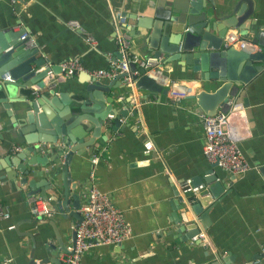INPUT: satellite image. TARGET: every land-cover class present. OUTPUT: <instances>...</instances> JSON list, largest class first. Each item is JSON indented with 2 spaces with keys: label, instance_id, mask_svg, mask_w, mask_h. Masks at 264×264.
Segmentation results:
<instances>
[{
  "label": "crops",
  "instance_id": "obj_1",
  "mask_svg": "<svg viewBox=\"0 0 264 264\" xmlns=\"http://www.w3.org/2000/svg\"><path fill=\"white\" fill-rule=\"evenodd\" d=\"M233 1L236 0H215V3L222 7ZM249 1L254 8L249 33L264 42V0ZM165 2L0 0V27L15 32L25 29L36 42L37 57L47 59L54 70L60 62L73 57H79L86 69L107 68L110 59L121 53L115 12L126 16L121 28L133 38V53L148 56L153 51L144 40L157 13L163 12ZM72 20L96 39L94 45L83 32L69 25ZM162 56L158 75L195 86L200 83L187 78L185 67L179 62L165 63L166 56ZM263 63L256 61L258 65ZM55 73V95L63 96L66 103H52V90L38 89L36 83L20 92L32 89L31 97L49 96L46 106L52 114L47 116L51 126L54 119L59 126L62 123L89 135L97 120L95 104L86 100L84 82L90 75L80 72L71 77L60 70ZM6 76L2 75V80ZM240 93L238 99L243 103L233 97L229 110L234 113L233 128L252 168L244 174H231L216 166L226 188L214 198L205 221L191 210L180 188L183 181L204 175L213 164L204 154L202 110L193 99L185 97L174 103L166 95H149L121 78L104 97L107 105L113 107L130 105L128 117L122 119L119 129L104 132L107 139L99 138L95 145L76 151L66 172L65 156L59 157V146L63 147V143H38L52 146V150L41 154L48 156L50 162L36 166L28 180L40 184L48 179L52 185H61L63 179L68 184L78 181L75 192L80 193L82 203L86 201L89 175L94 168L92 156L100 153L101 160L95 166L97 185L111 195L132 228V235L123 243L93 248L80 264H264V69L250 84L241 87ZM20 103L15 104V114L0 102V203L10 208V217L0 219V264L8 258L9 264L56 263L73 245L78 220L53 208L56 200L52 196H48L49 213L38 220L25 195L27 185L20 182L22 172L7 161L23 151L20 142L27 125L18 120L29 110L26 102ZM81 105L86 108L83 112ZM29 127H32L29 131L35 130L33 125ZM49 129H54V125ZM147 142L153 145L149 151ZM15 146H21V150L14 151ZM27 160L28 157L22 159L24 163ZM178 195L184 201H179ZM192 222L209 237L207 247L189 243Z\"/></svg>",
  "mask_w": 264,
  "mask_h": 264
},
{
  "label": "water",
  "instance_id": "obj_2",
  "mask_svg": "<svg viewBox=\"0 0 264 264\" xmlns=\"http://www.w3.org/2000/svg\"><path fill=\"white\" fill-rule=\"evenodd\" d=\"M253 15L254 8L249 0L228 2L222 7H218L215 0H166L163 12L157 13V18L152 21L151 32L145 38L144 44L153 51V55H165V63L179 62L185 67L183 71L187 78L199 80L200 83L187 98L193 99L207 115H215L220 110H228L233 97L237 98V102L243 103L238 99L241 87L250 84L264 69V63L256 64V61H264V42L261 41V37L249 33ZM121 17L126 18L125 14H121ZM230 30H236L242 38L258 43L263 51L247 52L234 47L224 48L223 40ZM25 32V29L15 32L0 27V102L15 114L17 113L15 104H21L20 102H26V109L29 110L24 118L18 120L27 125L24 128L26 130L24 139L20 142L24 145L23 151L15 157H8L7 161L22 172L20 182L27 185L26 196L40 194L46 199L48 196L54 197L56 205L53 208L75 217L78 226L83 220L80 212L82 205L80 193L75 192L79 186L78 181L68 184L63 179L61 185L58 183L52 185L48 179L40 184L28 180L36 166H46L50 162L48 156L42 157L37 152V144L61 141L63 147L59 146L61 149L59 157L65 156L66 172V167L76 151L95 145L99 138L107 139L104 132L107 129H119L122 119L128 117L130 105L113 107L107 105V99L104 97L117 81L128 74L109 81L106 78L90 77L84 82L86 100L95 104L93 111L97 119L89 135L83 134L80 129L71 130L62 123H59L61 125L59 126L54 119H51L54 129H49L52 127L47 120V116L52 115L46 106L49 96L44 94L39 98L31 97L32 89L20 92L22 88L32 87L35 83L38 89L45 90L48 87L49 69L44 68L37 72L38 68L47 63V59L37 57V48L25 47L27 39L20 38ZM117 57L121 59L122 54L119 53ZM59 70L60 68L56 66L55 71ZM135 70L140 73L139 75L132 73L135 88L146 91L149 95H166L167 87L150 77L145 68L130 63V72ZM5 74L10 75L11 80H2L1 77ZM154 74L158 75V68ZM50 93L53 97L52 103H66L63 96L56 97L54 89ZM103 103H106L105 106ZM85 110L86 108L81 105L80 111ZM109 115L113 116L110 127L106 124ZM31 125L35 130L29 131L32 130V127H29ZM27 157L28 160L24 163L22 159ZM216 166L218 165L212 164V168L205 170L204 175L194 177L193 191L185 194L191 210L204 221L208 219L214 198L222 195L226 188ZM58 171L60 172V169ZM178 198L179 201H184L182 196L178 195ZM206 208L207 212L204 211ZM192 224L189 238L200 232L198 225L195 222ZM75 240L74 231L73 244ZM56 263L62 264L60 259H57Z\"/></svg>",
  "mask_w": 264,
  "mask_h": 264
},
{
  "label": "built area",
  "instance_id": "obj_3",
  "mask_svg": "<svg viewBox=\"0 0 264 264\" xmlns=\"http://www.w3.org/2000/svg\"><path fill=\"white\" fill-rule=\"evenodd\" d=\"M16 2V0H13ZM121 12L116 11L115 16L117 18L116 25L118 27L117 41L120 46L122 58L118 59L112 57L110 59V65L107 68H93L86 69L79 57H73L65 59L58 65L60 72L67 76H74L80 72H87L90 77L96 79H114L120 75L128 74L124 76L126 84L134 85L132 73L139 75V71L135 70L130 72V63H135L139 67L146 69V73L161 82V84L168 88L166 93L167 98L172 102L180 101L182 98L192 94L195 90V84L188 83L182 80L168 79L165 76H156L154 74L155 69L163 63V56H139L133 53L132 44L133 38L127 31L122 30L121 26L126 22L125 18L121 17ZM70 26H74L83 32L91 44L96 43V39L89 35L85 29L75 20L69 21ZM19 27V25H18ZM20 38L27 39L24 43L27 49H33L36 46L35 40L29 36L27 32L23 33ZM223 47H234L239 50L247 52L263 51V48L255 42L246 40L240 36L236 30H230L224 40ZM48 68L47 79L48 87L52 90L56 88V73L53 67L46 63L41 68L37 69V72ZM4 80H11L10 75L3 78ZM39 93V90L35 92ZM232 111L220 110L215 115H207L203 111H200V117L202 119L205 143L204 154L205 157L213 164H217L225 171L231 174H244L252 167L247 161L243 150L240 146V136L235 132L232 124ZM113 116H109L106 119L108 127L112 125ZM146 151L152 148V143L147 142L145 144ZM21 146H15L14 151H20ZM52 150V146L49 144H38L37 152L44 155L46 152ZM101 160V154L96 153L92 156V162L94 168L89 175V190L87 198L80 207V212L83 216L81 223L74 227L76 232V240L72 246H69L66 251L60 257L62 264H80L83 256L93 248L123 243L132 235V228L129 223L126 222L123 211L114 203L111 195L104 192L97 185L96 177V164ZM181 191L186 194L193 191L192 179H187L180 184ZM49 198H44L39 195H32L29 197V203L33 207L36 218L42 219L44 214L49 213L48 204ZM10 217V208L8 205L0 203V219H8ZM191 245L200 244L208 246L210 241L205 232H199L193 235L189 239ZM264 250V246H263ZM10 259H5L2 264H9ZM41 264H57L54 262H44Z\"/></svg>",
  "mask_w": 264,
  "mask_h": 264
}]
</instances>
